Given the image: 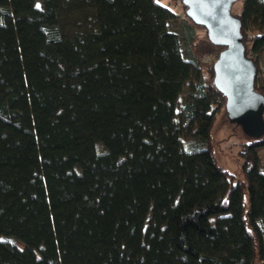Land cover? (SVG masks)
<instances>
[{"label": "trees", "instance_id": "trees-1", "mask_svg": "<svg viewBox=\"0 0 264 264\" xmlns=\"http://www.w3.org/2000/svg\"><path fill=\"white\" fill-rule=\"evenodd\" d=\"M179 1L190 54L160 0H0V264H264V135L218 163L223 46ZM241 1L264 93V0Z\"/></svg>", "mask_w": 264, "mask_h": 264}, {"label": "water", "instance_id": "water-1", "mask_svg": "<svg viewBox=\"0 0 264 264\" xmlns=\"http://www.w3.org/2000/svg\"><path fill=\"white\" fill-rule=\"evenodd\" d=\"M238 0H182L187 16L207 30L210 41L223 46L214 61V83L226 96L230 121L250 137L264 135V93L255 87L258 66L247 55L242 19L232 12Z\"/></svg>", "mask_w": 264, "mask_h": 264}, {"label": "rangeland", "instance_id": "rangeland-1", "mask_svg": "<svg viewBox=\"0 0 264 264\" xmlns=\"http://www.w3.org/2000/svg\"><path fill=\"white\" fill-rule=\"evenodd\" d=\"M164 4L171 6L179 12V16L171 20V29L177 31L181 38V44L186 54L192 52L193 44L191 36L188 34L187 26L190 24L186 16L184 15L183 8L179 0H160ZM242 7V1H236L234 9L240 11ZM207 30L205 27L196 28L195 39L198 40V46L204 43L203 38L207 35ZM214 55L210 54L206 57L200 59V63L205 64L209 60H212ZM259 62L262 67L260 73V79L264 81V52L259 54ZM188 93V87L185 86L183 92L180 95V103L186 99ZM250 141V137L243 131L241 125L230 121L227 115V111L222 110L212 127V142H213V152L218 161L229 171L233 172L237 176L242 173L243 156L240 153L242 143ZM260 153V167L264 170V147L259 149ZM243 174V173H242ZM19 246L23 247L22 242H17Z\"/></svg>", "mask_w": 264, "mask_h": 264}, {"label": "bare ground", "instance_id": "bare-ground-1", "mask_svg": "<svg viewBox=\"0 0 264 264\" xmlns=\"http://www.w3.org/2000/svg\"><path fill=\"white\" fill-rule=\"evenodd\" d=\"M235 5V3L233 4V6ZM233 6H232V9H233ZM238 15V14H237Z\"/></svg>", "mask_w": 264, "mask_h": 264}]
</instances>
